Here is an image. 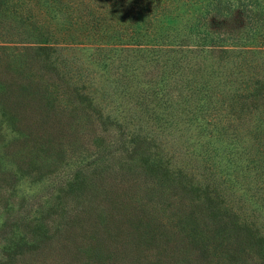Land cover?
I'll return each mask as SVG.
<instances>
[{
    "label": "trees",
    "instance_id": "obj_1",
    "mask_svg": "<svg viewBox=\"0 0 264 264\" xmlns=\"http://www.w3.org/2000/svg\"><path fill=\"white\" fill-rule=\"evenodd\" d=\"M0 264H264V0H0Z\"/></svg>",
    "mask_w": 264,
    "mask_h": 264
}]
</instances>
